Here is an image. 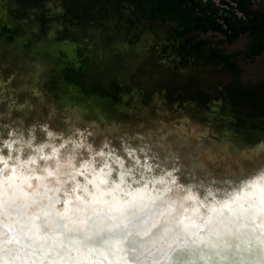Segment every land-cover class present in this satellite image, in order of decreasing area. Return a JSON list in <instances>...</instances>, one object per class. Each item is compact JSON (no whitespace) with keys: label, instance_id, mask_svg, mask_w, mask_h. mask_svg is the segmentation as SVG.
<instances>
[{"label":"clouds","instance_id":"9594fccd","mask_svg":"<svg viewBox=\"0 0 264 264\" xmlns=\"http://www.w3.org/2000/svg\"><path fill=\"white\" fill-rule=\"evenodd\" d=\"M14 78L0 81V264H264L250 223L217 236L181 219L264 182V163L246 167L264 141L236 148L185 123L101 128L55 109L30 119V100L5 95Z\"/></svg>","mask_w":264,"mask_h":264},{"label":"rangeland","instance_id":"374dc122","mask_svg":"<svg viewBox=\"0 0 264 264\" xmlns=\"http://www.w3.org/2000/svg\"><path fill=\"white\" fill-rule=\"evenodd\" d=\"M12 76L5 95L30 100V119L55 109L57 121L79 114L128 131L185 123L254 147L264 0H0V81Z\"/></svg>","mask_w":264,"mask_h":264},{"label":"bare ground","instance_id":"6f19581e","mask_svg":"<svg viewBox=\"0 0 264 264\" xmlns=\"http://www.w3.org/2000/svg\"><path fill=\"white\" fill-rule=\"evenodd\" d=\"M181 219L190 229L206 228L217 236L235 227H246L249 223L253 228L264 231V182L257 181L231 198L213 201L206 208L194 204L193 209ZM3 230L8 232L10 240L21 238L14 227Z\"/></svg>","mask_w":264,"mask_h":264},{"label":"trees","instance_id":"16d2710c","mask_svg":"<svg viewBox=\"0 0 264 264\" xmlns=\"http://www.w3.org/2000/svg\"><path fill=\"white\" fill-rule=\"evenodd\" d=\"M113 5V4H112Z\"/></svg>","mask_w":264,"mask_h":264}]
</instances>
